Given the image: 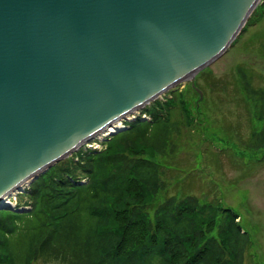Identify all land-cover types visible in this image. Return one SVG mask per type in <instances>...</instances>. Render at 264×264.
Returning a JSON list of instances; mask_svg holds the SVG:
<instances>
[{
	"label": "water",
	"instance_id": "obj_1",
	"mask_svg": "<svg viewBox=\"0 0 264 264\" xmlns=\"http://www.w3.org/2000/svg\"><path fill=\"white\" fill-rule=\"evenodd\" d=\"M259 1L0 0V209L116 120L195 87Z\"/></svg>",
	"mask_w": 264,
	"mask_h": 264
},
{
	"label": "trees",
	"instance_id": "obj_2",
	"mask_svg": "<svg viewBox=\"0 0 264 264\" xmlns=\"http://www.w3.org/2000/svg\"><path fill=\"white\" fill-rule=\"evenodd\" d=\"M238 70L246 99L264 115V88ZM199 97L190 86L154 102L142 112L150 119L128 123L100 151L82 147L35 180L30 211L0 210V264H246L253 239L240 215L192 194L168 196L161 178L179 148L174 137L202 130ZM250 141L264 147V124Z\"/></svg>",
	"mask_w": 264,
	"mask_h": 264
},
{
	"label": "rangeland",
	"instance_id": "obj_3",
	"mask_svg": "<svg viewBox=\"0 0 264 264\" xmlns=\"http://www.w3.org/2000/svg\"><path fill=\"white\" fill-rule=\"evenodd\" d=\"M263 1L260 0L252 11L246 21L248 26L234 44L194 75L197 87L204 93L200 107L203 115L197 121L202 124L199 126L202 130L197 129V132L194 127L182 129L181 135L174 137L179 147L177 153L167 157L161 169V178L169 185L168 196L182 195V192L192 194L202 201L214 203L215 207L220 202L240 215L242 225L253 239L246 264H264L258 263L264 261V147L256 149L250 141L253 132L263 127L264 115L246 99L238 68L244 70L253 87L264 88V17L260 18L264 6L259 7ZM253 15L255 17L251 22ZM191 78L188 76L130 114L123 125L129 127L128 123L139 119L143 110L154 102L190 89ZM185 119L184 113L180 117L181 123ZM110 138H95L82 147L100 151ZM40 176L23 191L15 192L8 198L12 202L13 209L10 210L28 212L32 209L26 193ZM78 178L81 183L87 181L84 176ZM38 264L57 263L41 261Z\"/></svg>",
	"mask_w": 264,
	"mask_h": 264
},
{
	"label": "bare ground",
	"instance_id": "obj_4",
	"mask_svg": "<svg viewBox=\"0 0 264 264\" xmlns=\"http://www.w3.org/2000/svg\"><path fill=\"white\" fill-rule=\"evenodd\" d=\"M128 117V115L126 116V118ZM122 128H124V125H123V120L122 119H118V120H116L115 122H113L109 127H107L106 129H104V130H102V131H100L98 134H97V136L95 137V138H102V137H105L106 135H109L110 133H113V132H116L117 130H119V129H122ZM31 180L32 179H30L29 181H27L23 186H22V188L23 189H25L27 186H28V184H30L31 183ZM15 194V193H14ZM2 204H5V205H12L11 203V201L7 198H4L3 200H2V202H1Z\"/></svg>",
	"mask_w": 264,
	"mask_h": 264
}]
</instances>
